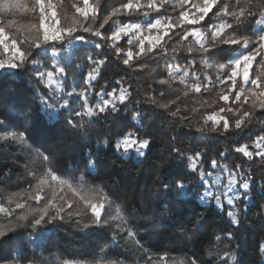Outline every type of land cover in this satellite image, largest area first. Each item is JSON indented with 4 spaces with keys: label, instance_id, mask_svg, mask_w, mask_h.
Returning <instances> with one entry per match:
<instances>
[{
    "label": "clouds",
    "instance_id": "9594fccd",
    "mask_svg": "<svg viewBox=\"0 0 264 264\" xmlns=\"http://www.w3.org/2000/svg\"><path fill=\"white\" fill-rule=\"evenodd\" d=\"M74 6L73 0H65L62 11L66 18L73 14ZM229 7L231 10L226 11ZM221 12L225 14L221 15ZM221 12L212 17L213 21H218L215 24L185 30L183 35L176 32L171 36L161 46L162 52L158 53L160 59L157 65L149 69L146 77H135V84L125 81L128 86L121 85L123 93L113 95L117 90L112 87L107 93L108 100L100 97L102 105L94 103L92 108L87 104L82 108L79 106L80 113L87 115L88 120L80 119L73 123L71 118L63 114L61 122L54 129V135L43 146L53 155L57 170L70 177L83 175L89 165H95L97 174L90 177V183L100 186L110 201L105 205V220L98 225L83 206H78V220L66 216L63 221L49 222L39 229L34 227L36 213L31 208H26L12 220L0 218V225L5 226L0 230V264H64L69 259L63 255L61 246L69 238L73 242L108 248L110 244L107 239L102 238V234L112 233V217L117 206L121 210L122 223L134 228L137 236L142 237L145 243L159 245L175 237L176 233L182 234L177 238L180 244L178 260L170 261V264H221L225 260L226 264H264V169L258 173L257 179L250 174L249 169L240 171L235 158L222 162L229 153L236 152V146L229 141L238 138L243 129L237 131L234 123L229 133L220 114L223 113L233 121L236 118L231 109L225 112V105L220 103L222 89L217 87L214 91L209 86L219 82L217 71L226 68L229 63L230 53L223 45L236 33L228 32L227 29L235 26L237 31H241L251 22V17L264 16V0H224ZM139 16L144 20L127 23L124 27L153 26L147 24L146 14L141 13ZM228 19H231V23H228ZM36 20V17H31L28 24ZM85 22L91 26L95 20ZM114 23L117 24L118 21ZM256 23L259 24V21ZM214 27L217 28L216 31H213ZM190 33L195 35L192 40H187ZM36 35L39 38V33ZM176 36L180 39L172 44ZM13 39L20 37L13 32ZM135 39L133 37L131 42ZM20 42L27 57L20 64L19 71L15 74L16 79L7 80L0 89V120L22 124V127H18L21 136L32 137L34 126L50 127L37 107L42 106L37 103L38 88L35 91L32 88L33 83H42L37 81V75H43L44 72L49 73V76L54 74L71 91H76L74 85L79 84L81 95L83 85H88L90 100L92 87L89 80L100 76V64L103 63L92 61L91 57L96 55V50L101 45L86 39L84 35L75 34L65 35L55 42L41 41L39 47L28 39ZM169 44L171 48L168 47ZM114 46H107L108 53L123 64L122 58L113 54ZM69 48L73 52L70 59L64 55ZM163 50H167V56ZM173 53L176 55H172ZM180 53H184L187 62L184 58L177 60ZM152 59L155 60L156 57ZM85 61L89 65L96 63V67L82 76ZM144 67L147 65L142 66L141 70ZM29 74L34 80H27ZM213 76L215 80L212 79ZM200 77H204L208 83L201 81ZM116 83L120 84V81L117 80ZM105 89L106 83L102 85L101 91ZM42 108L44 109L43 106ZM162 114L172 118L164 127H160L157 119ZM181 129L187 131L182 133ZM129 132L134 143L126 147L122 144L117 146V158L129 166L143 165L151 169L147 190L139 197L123 189L114 190L109 183L114 179L113 169L108 163L111 153L98 149L101 144L106 145L109 141L120 139L121 133L124 134L123 139H129ZM185 138L190 140L187 145L183 143ZM22 144L24 148H19L18 151L23 155L25 164L30 159L28 149L32 148V142L23 140ZM140 145L146 147L141 149ZM133 146L136 149L135 156L128 154ZM120 148H123V153ZM260 163L264 164V161ZM206 164H210L217 172L221 168L231 169L235 164L234 176L239 174L244 183L250 186L255 182L253 190L248 191V195L244 197V207L238 206L233 213H228L229 219L225 222H220L223 218L218 219L216 209L206 204L201 194V180L205 174L212 175L211 171L204 172ZM20 175L24 180L30 176L24 168ZM116 183L121 184L122 180H117ZM203 184L207 185V180ZM23 190L24 188L20 189ZM256 207L260 209L259 216L256 215L255 218L258 229L255 238L249 241L244 236L248 230L246 226H250L248 217L251 213L248 209ZM112 261L115 264H133V261L121 259H111L108 264H112ZM76 264L85 262L77 261ZM86 264H97V261L88 260Z\"/></svg>",
    "mask_w": 264,
    "mask_h": 264
},
{
    "label": "snow or ice",
    "instance_id": "6c2138e0",
    "mask_svg": "<svg viewBox=\"0 0 264 264\" xmlns=\"http://www.w3.org/2000/svg\"><path fill=\"white\" fill-rule=\"evenodd\" d=\"M64 3L65 0H27V2L21 0L18 12H30L32 17L37 18L36 22L31 24H19L11 15L0 18V37H2L0 39V70L4 72L18 70L20 64L25 62L27 53L24 52L21 45L22 39L31 40L39 47L41 41L44 43L55 42L65 35L80 36L81 33H88L90 36L104 41L103 44L94 41L101 47L96 55L91 57V60L97 63L103 61V63L100 64V76L89 80L93 89L96 87L93 82H98V78L102 77L103 69L111 62V55L104 51L108 45H115L112 52L122 58L123 65L135 68L134 62L137 58L149 54L155 56L157 52L161 53V46L164 45L165 39L173 36L178 30H181L179 32L183 35L185 30L207 27L210 23L215 24L212 22V17L221 12L224 6V0H73L75 5L72 8L73 14L66 18L62 11ZM168 5L179 9L175 18L162 12V9ZM78 9L79 11H77ZM230 10L229 7L226 11ZM141 13L147 15V24L153 25L152 27L148 28L146 25L136 28L124 27L122 17L139 16ZM224 14L221 12V15ZM161 15H164L165 19L161 20L159 18ZM118 19L120 20L119 25L114 23ZM85 20H95V23L89 26ZM256 21H259V24ZM228 23H231V19H228ZM249 25H252L250 30L237 31L235 26L227 29L228 32L236 33L228 43L223 45V48L230 53L229 63L226 68L217 71L219 82L209 85L214 91L217 87L222 89L220 103L225 105V112L231 109L236 118L233 121L223 113L220 114L229 133H231L234 123L237 131L244 129L246 125L256 120L264 124V16L251 17ZM253 25H255L254 28ZM216 30L217 28L214 27L213 31ZM13 32L20 39L14 40ZM52 32H55V35H52ZM37 33H39V38H37ZM130 34L136 37L135 43L129 39L127 41L129 47L125 49L119 42ZM193 35L195 33H190L187 40H192ZM163 53L167 56V50H163ZM104 57L107 59L105 60ZM184 59L187 62V57ZM95 67L96 63H92L89 72H92ZM195 67H199V65H195ZM37 71H40L39 66H37ZM52 71L54 73L55 70ZM177 75H182V73H177ZM191 75L189 72V77ZM8 79L0 77V87H3ZM36 79L38 82L42 81L41 84L48 90L41 92L38 88L36 95L49 115V122L58 112H68L69 116L75 113V116L82 120L89 119L87 115L80 113V110H76V103H80L81 108L85 104L89 108L93 107V103H90L89 100L88 85H83V95H81V85H74L76 91H65L64 82L54 74L49 76V73L44 72L43 75H37ZM212 79L215 80V76ZM200 80L208 83L204 77H200ZM115 88L117 91L113 95L123 93L121 86ZM200 90L202 91L203 88L201 87ZM110 91L111 89H105L103 92L97 90L95 104L102 105L103 100H108L107 93ZM101 96H103V100H101ZM72 121L76 123V120L72 119ZM11 123L8 120H0V142L14 143L21 149L24 148L23 140L32 142V148L28 149L30 159L23 164V168L30 174L31 179L28 180V187L23 191L8 192L0 188V218L12 220L26 208H31L36 213L33 221L34 227L39 229L46 223L63 221L66 216L69 219L78 220L80 218L78 206H83L98 225L103 222L105 220V205L110 203L108 195L100 186L90 184L87 179L92 173L97 174L95 165H89L83 175L70 177L62 174L55 167L54 157L48 149L35 141L33 137L21 136L18 127H10ZM39 129L42 133L54 135L53 128L39 127ZM123 135L121 133V138L116 141L99 145L98 149L114 148L117 150V146L121 144L126 147L128 144L134 143L131 140L130 132L127 140L123 139ZM140 147L143 149L146 145H140ZM251 147L256 150L255 153L249 149L247 143L236 146L235 153L241 154L249 160L254 155H259L261 161H264V129H262V134H258L252 140ZM229 155L224 159L227 160ZM234 168L236 169V165H233L231 169L221 168L219 172L211 168L212 175L205 174L201 180V183L207 180V187L202 194L205 203L212 205L214 202L217 207H220L221 197H224L227 205L230 206L227 214L233 213L242 202H245L244 197L248 195V191L253 190L255 184L253 181L250 186L244 183L243 177L239 174L234 176L233 173L236 171L233 170ZM204 172L209 171L204 170ZM2 175L11 177L12 170L10 169ZM225 176L226 183H224ZM259 214V212L256 213L257 216ZM122 220L121 210L117 206L112 217L113 229L117 230L113 232V240L115 241L117 237H121L124 241L126 239L125 245H131L140 254L143 264H170V261L178 260L177 257H172L167 252L157 253L150 250L141 242L143 238L137 236L135 229L124 225ZM4 228V225H0V230ZM121 228H123V236H121ZM101 251L102 255L96 260L97 264H108L111 259H105L108 255L107 250L102 249ZM64 264H76V262L67 260ZM112 264H115V261H112ZM221 264H226V260Z\"/></svg>",
    "mask_w": 264,
    "mask_h": 264
},
{
    "label": "trees",
    "instance_id": "16d2710c",
    "mask_svg": "<svg viewBox=\"0 0 264 264\" xmlns=\"http://www.w3.org/2000/svg\"><path fill=\"white\" fill-rule=\"evenodd\" d=\"M21 0H0V18L7 17L9 15L14 16L13 18L16 20L17 16H20L21 14L18 12L19 6H20ZM27 2V0H26ZM179 11L178 8H173L171 5H168L165 9H162V12H166L168 15L175 18L176 13ZM29 15V12H27ZM21 17V16H20ZM160 17L165 18L164 15H161ZM159 17V18H160ZM22 19V18H21ZM124 24L127 23H133L137 21H143L144 18L141 16L133 15L131 17L125 16L122 17ZM17 21V20H16ZM23 20H20L17 23H22ZM117 25L120 24V20H117ZM214 23H217L218 21H213ZM26 24V22H25ZM252 25H246L244 26L241 31H244L246 29L250 30ZM181 30H178L179 32ZM88 33H81V35L86 36ZM175 34H173L174 36ZM179 37L176 36L174 40H172V44L178 40ZM169 38H166L165 41H168ZM186 43V42H185ZM125 43H120V45L123 47ZM169 48H171V44L168 45ZM104 51L109 52V49L105 48ZM157 52L155 54L156 59H152L154 57L153 55H145L142 58L136 60L135 63V69L136 71H133L134 68H129L125 65H123L120 60H117L115 56H111V62L108 64L106 68L103 69L102 77L98 78V82H96V90H100L103 84H107V89H111L112 87L121 86L122 84L124 86L126 85L124 82L129 81L132 84H135L137 81L135 77L144 76L146 77V74L149 72V69L156 66L159 61V56ZM176 55V54H172ZM184 58V53H180L177 56V60ZM85 68L83 69L82 76L86 75L89 68H88V62L85 61ZM147 65L145 70L142 69V66ZM19 70H10L9 72H4L0 70V77H7L11 80L16 79V73H18ZM159 71V69H158ZM161 75L166 76L167 73H160ZM8 79V80H9ZM27 80H34V78L29 74L27 77ZM119 80L120 84L118 85L116 81ZM153 87H158L156 85H153ZM3 87H0L2 89ZM33 90L35 91L36 88H39L41 92H47L48 90L43 87L42 84L33 83L32 85ZM71 90L70 88L66 87L65 91ZM129 91H132V88H129ZM34 94V93H32ZM37 94V93H36ZM0 95H2V92H0ZM153 95H158V93H153ZM163 99V97H161ZM37 103L40 104V101L37 100ZM38 109L40 110V114L43 117L44 120H46L47 124L50 126V128L55 129V127L61 122V117L63 114L67 115L69 118L74 120H79L75 113H72L71 117L69 116L68 112H58L55 114L54 118L49 122V115L47 114V111L42 108V106L38 105ZM76 110H78V106L76 103ZM158 122L160 124V127H164L167 124V121L172 119L171 117H167L166 115H160L158 116ZM177 121L179 118H176ZM23 125H18L15 123H11L10 127L17 128L22 127ZM262 129H264V124H261L259 120L253 121V123L247 125L246 128L243 129L240 136L236 139H233L229 141L234 146L242 145L245 143H251L252 140L256 138L258 134H262ZM186 129H181V132H186ZM53 135L42 133L39 129V127H33L32 129V137L35 141H37L39 144H47ZM139 138V137H137ZM183 143L185 145L190 143V140L188 138H185L183 140ZM5 144H7V147H5ZM161 149L163 148V144H161ZM19 147L14 143H0V188L5 189L8 192H18L21 188H27L28 187V180L31 179L29 176L27 180H24L22 176L20 175L23 171V164L25 162L23 155L21 152L18 151ZM93 150H95L93 146ZM105 152L111 153V159L108 161L110 166L113 169L114 173V179L110 180L109 183L113 185L114 190L123 189L127 191L128 193L139 197V195L147 190L148 183H149V177L151 175V169L141 165V166H129L128 164L122 162L121 159H118L119 156L118 153H116V150L113 149H107L103 150ZM235 158L236 163L240 165V171H245V169H249L250 174L258 179V173L264 169V164H261V157L257 156L253 158L252 160H249L246 157H243L241 154L232 152L228 159ZM227 160H222V162H227ZM235 165V164H233ZM12 170L11 177L3 176L2 174L4 172H7L9 170ZM204 170L211 171L210 164H206ZM236 170L235 168L233 169ZM95 173H92L87 177L88 182L90 183V177L95 176ZM117 180H122L121 184H117ZM91 184V183H90ZM259 186V185H257ZM206 186L201 183V194H203L204 189ZM187 198V197H185ZM243 199V198H242ZM245 202H242L240 204V207H244ZM212 207L216 209V212L218 214V219L223 218L220 222H225L229 218L227 217V211L230 209V206L224 205L223 207H217L215 204H212ZM251 215L248 217L249 225L246 226L248 230L244 233L246 240H253L256 235V230L258 229V225L256 223V213L260 211L258 207L256 208H249L248 209ZM203 211V210H202ZM206 215V213H205ZM117 231L116 229L112 230V233L110 235L102 234L103 239H107L108 243L110 244V247L103 248L107 250L108 255L105 257V259H121L125 261H133V264H143L142 260L140 259V254L131 246L125 245V241L121 239V237H117L116 240H113V232ZM124 234L121 233V236ZM181 233H176L175 237L170 238L167 241H164L163 243L159 245H153L150 242L145 243L142 239V243L148 247L150 250H153L157 253H163L167 252L172 257H178L180 244L178 241V237H180ZM64 250L63 255L71 260V261H81L86 262L88 260H98L102 255V248L97 247L95 244H82L80 241H71L69 240L61 246Z\"/></svg>",
    "mask_w": 264,
    "mask_h": 264
},
{
    "label": "rangeland",
    "instance_id": "374dc122",
    "mask_svg": "<svg viewBox=\"0 0 264 264\" xmlns=\"http://www.w3.org/2000/svg\"><path fill=\"white\" fill-rule=\"evenodd\" d=\"M172 6V5H171ZM173 7V6H172ZM174 8V7H173ZM21 15V17L20 16H17V21L19 22L20 20H23L22 21V23H24L25 24V22L26 23H28V22H30V18L32 17V14L29 12V15H28V13L27 12H24V11H21V12H19ZM22 18V19H21ZM160 19L161 20H163V19H165V18H162V17H160ZM85 38L86 39H91V40H93V41H99L100 43H104V41H102V40H99V38H97V37H93V36H90V34H86V36H85ZM129 39H133V36L130 34L128 37H124V38H122L121 39V41L119 42V43H125L124 44V48L125 49H127L128 47H129V45H128V43H127V41L129 40ZM133 43H135V40H133ZM97 52L99 51V50H96ZM64 55L66 56V57H68L69 59L72 57V55H73V52H72V49L71 48H69V49H66L65 50V52H64ZM138 59H140V58H137V60ZM90 67H91V65H89L88 64V68L90 69ZM144 70L146 69V68H143ZM89 71V70H88ZM95 85H96V82H93ZM66 89V88H65ZM77 90H79V89H77ZM101 90V89H100ZM97 90H96V87L95 88H93L92 89V93H91V98H90V103H95V100H96V96H95V92H96ZM77 106H78V110L77 111H79L80 110V108H79V106H80V103H77ZM71 117H74V116H71ZM77 117V116H76ZM79 120L81 119L80 117H77ZM249 144V149L251 150V151H253L254 153L256 152V150L255 149H253L252 147H251V143H248ZM120 152L121 153H123V149H121L120 150ZM128 154H131V155H133V156H135L136 155V149H135V146H133V148L132 149H130L129 150V153ZM128 154H125V155H128ZM257 156H259V155H254L253 156V158H255V157H257ZM260 157V156H259ZM252 158V159H253ZM251 159V160H252ZM227 182V179H226V176L224 177V183H226ZM206 187H207V185H205ZM233 195H234V193H233ZM221 200H222V204H221V206H220V208L221 207H223L224 205H227V202H226V199L224 198V197H221ZM213 204H215L214 202H213ZM229 206V205H228ZM74 262H77V261H74Z\"/></svg>",
    "mask_w": 264,
    "mask_h": 264
}]
</instances>
